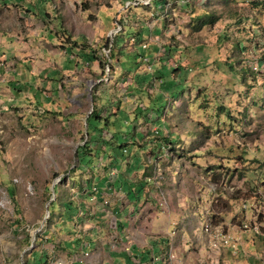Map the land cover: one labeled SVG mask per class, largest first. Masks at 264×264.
<instances>
[{
    "label": "rangeland",
    "instance_id": "1",
    "mask_svg": "<svg viewBox=\"0 0 264 264\" xmlns=\"http://www.w3.org/2000/svg\"><path fill=\"white\" fill-rule=\"evenodd\" d=\"M159 241L264 264V0H0V264Z\"/></svg>",
    "mask_w": 264,
    "mask_h": 264
},
{
    "label": "crops",
    "instance_id": "2",
    "mask_svg": "<svg viewBox=\"0 0 264 264\" xmlns=\"http://www.w3.org/2000/svg\"><path fill=\"white\" fill-rule=\"evenodd\" d=\"M115 243H117V241H115ZM167 243L169 244L170 242L159 241L156 244L153 242L151 246V250H149L148 248L139 249L136 248V246L134 247L133 245H131L132 249L129 252L121 250V248H119V250L115 249L114 252L112 253L111 252H106V254L103 253V256H106V260H104V263L102 264H137V262H139V264H187V260L185 258L187 257V253L184 249H181V251H179L176 254V257L178 256L177 258L174 257L175 250L179 247H182L183 245L182 243H179L177 238H175L174 241V244L176 243V249L171 248L174 254L171 255L169 254L168 256H164L163 253L159 255L161 247L162 249H164V244L166 246ZM171 257L173 258L171 259ZM230 257L231 255H229L230 264H233L231 260L234 262V264H244L243 262L240 263L239 260L236 261L233 259V257L231 258ZM227 258L226 256L224 258L223 250H221V252L217 251L215 254H213L212 259H210V261L206 260L204 264H219V263L223 264V262H225ZM200 260L201 259L199 258L198 262ZM259 262L260 261H258V263ZM199 263H201V261Z\"/></svg>",
    "mask_w": 264,
    "mask_h": 264
},
{
    "label": "trees",
    "instance_id": "3",
    "mask_svg": "<svg viewBox=\"0 0 264 264\" xmlns=\"http://www.w3.org/2000/svg\"><path fill=\"white\" fill-rule=\"evenodd\" d=\"M60 39L63 40V41H65V43H63V45L65 46L66 49H67V47H68V48L71 47L72 49H73V47L78 48V46L75 45V44H77V43H75V41H73V43L69 44L68 42H69V40H71V39H67V37H65V38H60ZM110 50H111V49H110ZM84 57L87 58V59L90 60V61H93V60H96V59L99 58L97 55H95V54H93V53H88V52L84 53ZM99 64H100V65L102 66V68H103L105 62H102L101 60H99ZM106 64H107V63H106ZM108 66L110 67L111 65H109V63H108ZM156 77L161 78V79H160V82L162 83V75L158 76V74H157ZM162 84H163V83H162ZM174 96H176V95L174 94ZM175 98H176V97H175ZM155 103H157L158 105H157V104L153 105V102H152L151 104L153 105L152 109H154V113H157V109L159 108L160 103H159L158 101H155ZM121 109H124V108L121 107L119 110H121ZM119 110H117L116 112H118ZM91 115H95V117H99L98 114H95L94 109H92V111L90 112L89 117H90ZM156 132H157V130H156ZM88 134H89V132H88ZM90 140H91V139H90ZM167 140L169 141V139H167ZM170 141H171V140H170ZM138 143H139V142H138ZM87 145H88V144H87V141H85V143L83 144V146L86 147ZM123 145H125V144H120V146H123ZM89 153H91V151H90ZM68 210H70V207H68Z\"/></svg>",
    "mask_w": 264,
    "mask_h": 264
},
{
    "label": "built area",
    "instance_id": "4",
    "mask_svg": "<svg viewBox=\"0 0 264 264\" xmlns=\"http://www.w3.org/2000/svg\"><path fill=\"white\" fill-rule=\"evenodd\" d=\"M105 67H108V70L110 69L108 64L105 65ZM107 77V75L104 76V78Z\"/></svg>",
    "mask_w": 264,
    "mask_h": 264
},
{
    "label": "water",
    "instance_id": "5",
    "mask_svg": "<svg viewBox=\"0 0 264 264\" xmlns=\"http://www.w3.org/2000/svg\"><path fill=\"white\" fill-rule=\"evenodd\" d=\"M46 210H47V206H46Z\"/></svg>",
    "mask_w": 264,
    "mask_h": 264
}]
</instances>
